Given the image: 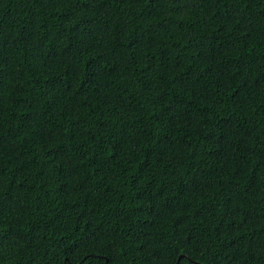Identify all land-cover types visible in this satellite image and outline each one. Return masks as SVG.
I'll return each instance as SVG.
<instances>
[{
    "label": "trees",
    "instance_id": "16d2710c",
    "mask_svg": "<svg viewBox=\"0 0 264 264\" xmlns=\"http://www.w3.org/2000/svg\"><path fill=\"white\" fill-rule=\"evenodd\" d=\"M0 264H264V0H0Z\"/></svg>",
    "mask_w": 264,
    "mask_h": 264
}]
</instances>
